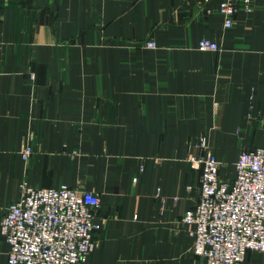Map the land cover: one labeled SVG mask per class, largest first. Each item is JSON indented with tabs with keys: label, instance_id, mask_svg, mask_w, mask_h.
<instances>
[{
	"label": "crops",
	"instance_id": "crops-1",
	"mask_svg": "<svg viewBox=\"0 0 264 264\" xmlns=\"http://www.w3.org/2000/svg\"><path fill=\"white\" fill-rule=\"evenodd\" d=\"M218 4L0 0V217L24 182L65 183L100 197L83 264H200L182 222L199 138L224 180L242 150L264 148V0L230 27ZM203 37L219 50H199ZM8 248L0 235V264Z\"/></svg>",
	"mask_w": 264,
	"mask_h": 264
},
{
	"label": "built area",
	"instance_id": "built-area-1",
	"mask_svg": "<svg viewBox=\"0 0 264 264\" xmlns=\"http://www.w3.org/2000/svg\"><path fill=\"white\" fill-rule=\"evenodd\" d=\"M201 1L207 4L210 0ZM252 3L219 0L217 11L224 26L232 25L238 10L251 11ZM145 46L156 45L148 40ZM197 48L217 51L220 47L203 37ZM197 145L201 153L189 159L199 170L198 198L182 216L194 237L193 253L202 259L200 264H244L248 251L264 252V148L242 150L234 161V176L224 180L207 138L200 137ZM31 152L26 144L20 155L25 160ZM99 205L100 197L93 191L65 183L38 188L24 182L17 199L0 217V235L9 246L7 264L85 263L94 249Z\"/></svg>",
	"mask_w": 264,
	"mask_h": 264
}]
</instances>
